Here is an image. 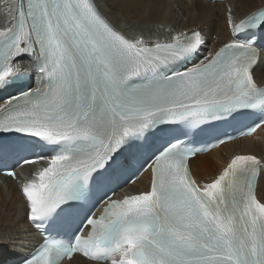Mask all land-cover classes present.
<instances>
[{
    "label": "snow or ice",
    "instance_id": "snow-or-ice-1",
    "mask_svg": "<svg viewBox=\"0 0 264 264\" xmlns=\"http://www.w3.org/2000/svg\"><path fill=\"white\" fill-rule=\"evenodd\" d=\"M15 13L0 31V165L46 162L20 186L26 219L44 236L27 256L0 238V264L76 255L93 264H264V160L235 155L202 186L189 166L197 138L218 125L264 124V7L238 22L229 10V42L198 60L200 31L164 42L130 36L95 0H18ZM147 169L148 190L112 198Z\"/></svg>",
    "mask_w": 264,
    "mask_h": 264
},
{
    "label": "bare ground",
    "instance_id": "bare-ground-1",
    "mask_svg": "<svg viewBox=\"0 0 264 264\" xmlns=\"http://www.w3.org/2000/svg\"><path fill=\"white\" fill-rule=\"evenodd\" d=\"M13 0H0V30L11 28L15 23L10 5ZM100 12L118 30L125 31L118 21L128 22L138 27V33L150 41H168L171 36L181 32L200 31L207 41L202 56L210 55L222 44L230 40L227 25L229 10L238 22L250 12L264 6V0H223L208 2L203 0H95ZM14 5V4H12ZM181 9V10H179ZM182 16L174 12H181ZM117 19V21H116ZM160 28L167 30L157 31ZM151 30L152 33H141ZM140 32V34H139ZM201 56V57H202ZM264 83V79L257 78ZM237 154H251L264 158V124L247 137L229 141L216 149L189 160L192 178L201 186L210 182L221 169ZM37 164L23 166L17 170L15 180L0 176V238L10 237L17 245V253H26L39 243L40 238L26 219V203L20 193L22 183L30 180ZM13 171V170H12ZM151 176L149 171L127 188V193L148 190ZM257 198L264 202V170L257 177ZM63 264H93L75 256L71 262Z\"/></svg>",
    "mask_w": 264,
    "mask_h": 264
},
{
    "label": "rangeland",
    "instance_id": "rangeland-1",
    "mask_svg": "<svg viewBox=\"0 0 264 264\" xmlns=\"http://www.w3.org/2000/svg\"><path fill=\"white\" fill-rule=\"evenodd\" d=\"M179 10H181V9H179ZM174 13H175V15H177L179 17L182 16V11L181 12H174ZM116 21H117V19H116ZM118 22L120 23L121 27L125 31H127L128 33H130V34L138 33V27L137 26H133V24L128 23V22H122V21H118ZM157 28H158L157 31H164V32L167 31V30H164V29L160 28L159 26H157ZM141 33H149V34H151L152 31L150 29L149 30H143V28H141ZM139 34H140V32H139Z\"/></svg>",
    "mask_w": 264,
    "mask_h": 264
}]
</instances>
